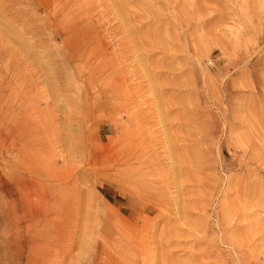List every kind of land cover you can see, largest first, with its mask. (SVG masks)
I'll list each match as a JSON object with an SVG mask.
<instances>
[{"label":"rangeland","instance_id":"1","mask_svg":"<svg viewBox=\"0 0 264 264\" xmlns=\"http://www.w3.org/2000/svg\"><path fill=\"white\" fill-rule=\"evenodd\" d=\"M48 1L0 0L4 212L28 221L15 181L27 206L51 184L79 204L55 222L69 231L53 264H264V0H77L80 31L62 19L66 0ZM86 52L117 59L141 113L119 100L84 105L91 86L74 77ZM147 110L162 164L140 177L160 183L151 194L129 174L93 170L123 171L139 155L133 131Z\"/></svg>","mask_w":264,"mask_h":264},{"label":"bare ground","instance_id":"2","mask_svg":"<svg viewBox=\"0 0 264 264\" xmlns=\"http://www.w3.org/2000/svg\"><path fill=\"white\" fill-rule=\"evenodd\" d=\"M48 1V0H47ZM51 1V0H50ZM85 1V0H84ZM49 2V1H48ZM91 2V1H90ZM114 2V0H113ZM119 2V1H118ZM130 2L132 3V1L130 0ZM16 3H18L16 1ZM63 4V9H67V13L65 16L62 17L63 20L69 22L71 21L76 27L80 26L79 30L83 29L84 27H86L87 24L82 23V19L85 18V15L82 13L81 9H76L74 7V5H76L78 2L77 0H66V2L62 1L61 4ZM117 3V2H116ZM125 3V2H124ZM130 4V3H129ZM141 4V3H140ZM51 6V5H50ZM61 5H57V9H60L62 7H60ZM81 6V5H80ZM117 6V5H116ZM126 7V6H125ZM91 8V7H90ZM142 8V7H141ZM84 9V8H82ZM116 9V8H115ZM119 9V7H118ZM121 9H123L121 7ZM120 9V11H121ZM92 10V9H91ZM117 10V9H116ZM118 11V10H117ZM147 11V10H146ZM152 11V10H151ZM56 12V11H55ZM64 12V11H63ZM84 12V11H83ZM105 12H107V10H105ZM49 13V12H48ZM124 13V12H123ZM129 13V12H128ZM127 13V14H128ZM132 13V12H130ZM135 13V12H134ZM133 13V15H134ZM154 14V13H152ZM60 15V14H59ZM97 15V14H96ZM95 15V17H96ZM116 15V14H114ZM123 16V14H121ZM131 15V14H130ZM86 16H88V14L86 13ZM126 16V15H125ZM129 16V15H128ZM159 16V15H158ZM157 16V18H158ZM48 17V15H47ZM132 17V16H131ZM135 17V16H134ZM154 17V16H152ZM152 17H150L152 19ZM56 18V17H55ZM99 18V17H98ZM105 18V17H104ZM100 19V18H99ZM156 19V18H155ZM154 19V20H155ZM54 20V19H53ZM87 20V18H86ZM96 20V19H95ZM119 20V18L117 19ZM122 20V19H120ZM124 20V19H123ZM126 20V19H125ZM124 20V21H125ZM57 21V20H56ZM153 21V20H152ZM50 22V20H49ZM55 22V21H54ZM103 22V21H102ZM155 22V21H154ZM127 23V22H126ZM54 24V23H53ZM71 24V23H70ZM128 24V23H127ZM137 27V26H136ZM139 27V26H138ZM157 28V27H156ZM154 28V29H156ZM73 29V28H72ZM96 29V28H95ZM103 29V27H102ZM132 29V28H131ZM153 29V30H154ZM88 30V29H87ZM90 30V29H89ZM73 31V30H72ZM157 31V30H156ZM163 31V30H162ZM161 31V32H162ZM91 32V30H90ZM94 32V30L92 31ZM99 32V31H98ZM130 32V31H129ZM165 32V31H164ZM88 33V32H87ZM86 33V34H87ZM71 33H67L66 35H70ZM85 34V33H84ZM100 34V33H99ZM98 34V35H99ZM106 34V33H104ZM103 34V35H104ZM157 34V33H156ZM155 34V35H156ZM63 35H65V33H63ZM65 35V36H66ZM92 35V33H91ZM102 35V36H103ZM153 35V34H152ZM57 36L61 35L58 33ZM83 36V35H82ZM85 36V35H84ZM78 37V36H77ZM97 37V35H96ZM99 37V36H98ZM151 37V36H150ZM149 37V38H150ZM63 38V36H62ZM67 38V36H66ZM79 38V37H78ZM101 38V36H100ZM99 38V39H100ZM86 39V38H85ZM77 40V39H76ZM96 40V38H95ZM75 41V40H74ZM99 41V40H98ZM97 41V42H98ZM70 42V41H69ZM102 42V41H101ZM99 43V42H98ZM167 43V42H166ZM102 44V43H101ZM160 44V43H159ZM162 44V43H161ZM160 44V45H161ZM67 45V44H66ZM164 45V44H163ZM149 46V45H148ZM173 46V45H172ZM88 47V46H87ZM171 47V46H170ZM73 51V50H72ZM70 51V52H72ZM7 52V51H6ZM77 52V51H75ZM176 52V50H175ZM3 53V52H2ZM8 53V52H7ZM98 53V52H97ZM111 53V52H110ZM173 53V52H172ZM1 54V53H0ZM91 53H87L86 54H82V57H85V60L87 62V66L83 67V70L76 72V75L74 77L75 81H81L84 83H87L89 86H91L92 91L88 94H86L85 98H84V105L87 106V108H90L91 106L94 107L96 105H98L99 103H103L106 101H111V100H119L121 101V103L124 104V106L128 109V110H134L137 109L135 111L136 114L141 113L139 111V104H137V102L135 100H132V97L134 94H138V89L136 88L137 86H135V88L130 89L129 85L127 84L128 82V77L126 72L123 69H115L114 65H115V60H117L116 58L113 59H107L105 53L102 54H93L92 56L90 55ZM120 54V53H119ZM7 55V54H6ZM68 55V54H67ZM66 55V56H67ZM77 56V54H76ZM120 56V55H119ZM81 57V58H82ZM122 57V56H121ZM70 62L71 65L75 66L77 63H79V60L77 57H75L74 55H71L70 57ZM119 58V57H118ZM80 59V58H79ZM124 60V59H123ZM69 61V60H68ZM125 61V60H124ZM177 61V60H176ZM81 62V61H80ZM85 63V62H84ZM118 63V62H117ZM95 65L96 68L92 69V66ZM166 65V64H165ZM166 68V67H165ZM183 73V72H182ZM184 74V73H183ZM182 74V75H183ZM159 75V74H158ZM153 77V76H152ZM184 77V76H183ZM182 77V78H183ZM154 78V77H153ZM135 79V78H134ZM133 79V80H134ZM155 79V78H154ZM139 80V79H138ZM137 81V80H136ZM134 82V81H133ZM138 85V84H137ZM139 86V85H138ZM156 90V89H154ZM159 92H163L167 93L169 90H172L168 87H164V86H160L157 89ZM173 91V90H172ZM162 97V95H159ZM82 102V101H81ZM163 104V103H162ZM125 109V108H124ZM88 110V109H87ZM166 113V112H165ZM137 116V115H136ZM144 116L147 117L146 122L144 124H142L140 121H138L136 124V130L133 131L135 134V138H136V143H134V145L136 147H134L138 152L139 155L132 157L131 159H129L128 161H131L130 164H128L126 166V168L123 171H119L117 169H119V167H121V165H117L116 167H114L113 165H111V163H105V166L101 169H97L94 168L93 170H95V172H98L101 174V172L103 171H114L119 172V176L121 175H125V174H129L131 176H133L132 180H123V178L121 180L123 181H131L132 183H134V181H143V183H146L144 180H141V175H143L145 173V170L149 169V168H157L159 169L160 166H162L161 161L159 160V158L157 157V153H155L154 151L151 150V144L154 143V138L151 137L152 133H149L150 127H151V123L150 120H152V112H150L149 110H147L144 113ZM151 116V118H150ZM133 120V119H132ZM84 125V124H83ZM180 125V124H179ZM178 124H174V122H172L170 124V126L173 127H180ZM80 126V125H79ZM120 127V126H119ZM131 127H129V130L131 131ZM134 129V128H133ZM13 131V130H12ZM16 131V130H14ZM23 131V130H21ZM8 132V131H7ZM24 132V131H23ZM149 133V135H148ZM126 134V133H125ZM200 134V133H199ZM202 134V133H201ZM8 135V133L6 134ZM10 136V135H9ZM13 136V135H12ZM117 137V136H116ZM128 137V135H127ZM50 138V137H49ZM49 138L47 137L46 140L48 141ZM124 140V137H121V141ZM126 139V138H125ZM14 140V138H13ZM13 140L10 141V143H13ZM4 142V141H3ZM92 142V141H91ZM8 143V141H7ZM46 143V142H45ZM44 143V144H45ZM93 143V142H92ZM106 143V142H105ZM182 143V140H181ZM3 144V143H2ZM43 144V145H44ZM11 145V144H9ZM13 145V144H12ZM11 145V146H12ZM5 146V145H4ZM10 146V147H11ZM47 146V145H46ZM94 146V144L92 145ZM106 145H103V147ZM14 147V146H13ZM17 147V146H16ZM20 147V146H19ZM43 147V146H40ZM5 148V147H3ZM94 147H92L91 149H93ZM104 149V148H103ZM184 149V148H183ZM42 150H44L42 148ZM47 150V149H45ZM44 150V151H45ZM5 151V150H4ZM3 151V152H4ZM156 151V150H155ZM56 154V153H55ZM106 154V153H105ZM29 157V156H28ZM36 157V156H35ZM131 157V156H130ZM30 158V157H29ZM96 158V157H95ZM50 159V158H49ZM106 160V159H105ZM104 160V161H105ZM192 160V159H191ZM193 161V160H192ZM18 163V162H17ZM20 163V162H19ZM193 163V162H192ZM198 163V162H197ZM42 162L39 164L41 165ZM126 164V161L125 163ZM18 165V164H17ZM38 165V164H36ZM50 165V164H49ZM194 165V164H193ZM26 166V164H25ZM103 166V165H102ZM197 166V165H196ZM22 167V166H21ZM38 167V166H37ZM40 167V166H39ZM38 167V168H39ZM194 168V167H193ZM28 170V169H27ZM50 170V169H49ZM101 170V171H99ZM52 171V170H51ZM48 172V173H51ZM162 171V169H161ZM93 172V171H91ZM162 173V172H161ZM95 174V173H94ZM99 174V175H100ZM104 175H106V173H103ZM54 175V174H53ZM52 175V176H53ZM49 176V175H48ZM93 176V174H92ZM26 177V176H24ZM28 178V177H27ZM54 178V177H53ZM38 179V178H37ZM56 179V178H54ZM96 179V178H95ZM155 179V177H154ZM2 180V179H1ZM115 180V179H114ZM120 180V181H121ZM117 181V180H116ZM119 181V180H118ZM122 181V182H123ZM147 181V180H146ZM153 181V180H152ZM2 181H0L1 183ZM47 182L49 183V180H47ZM53 182V181H51ZM158 182V181H157ZM156 180L155 182H147L146 184L140 185L142 184V182L138 185H135L137 188L139 187L140 189L143 188V191H148L149 190H154L156 188H160L159 186V182L157 183ZM124 184V183H123ZM128 184V183H126ZM5 185V184H4ZM15 191L16 194L21 202V205L24 207L25 210H27L29 213L28 218L26 217V215H24L23 217L26 218L25 225H23L20 222L19 217H16V215L13 217L11 215H7V213L4 212V200L5 198L7 199V195L2 191H1V195H0V228L2 229L3 234H0V264H53L55 258H57L58 255V247H61L59 242L61 238H63V236H65L64 233H66V231L68 230V226L67 225H63L62 229H55V222L57 221V218L59 219L61 217L62 214H67L68 212H70L71 209L75 208V206L78 207V205H75V203L71 201H62L61 199H57V195H60L59 189L57 188V185L55 184H51L50 188L48 189V191H50L48 194H34L35 195V203L32 205L27 206V199H25V188H26V182L25 181H15ZM29 185H31L32 187L35 188V191L38 192V189H41V185L37 184L34 181L29 182ZM126 187V185H124ZM129 186V184L127 185V187ZM74 187V186H73ZM132 187V186H131ZM131 187H128L129 189H132ZM71 188V187H70ZM135 188V191L136 189ZM138 188V189H139ZM161 188L163 189V186H161ZM137 189V191H138ZM134 191V188L132 189ZM131 190V191H132ZM157 190V189H156ZM160 190V189H159ZM40 191V190H39ZM130 191V190H129ZM130 191V194L133 192ZM134 191V193H135ZM136 191V193H137ZM140 191V190H139ZM138 191V192H139ZM71 192V191H70ZM34 193V192H33ZM32 193V195H33ZM72 193V192H71ZM140 193V192H139ZM8 194V193H7ZM31 194V193H30ZM29 194V195H30ZM144 194V193H143ZM148 194V193H147ZM145 194V196L147 195ZM151 194V192H150ZM150 194H148L149 196H147L146 198L149 197ZM38 195V196H37ZM138 195V194H137ZM153 195V194H152ZM28 196V195H27ZM136 196V195H135ZM134 196V197H135ZM143 196V195H142ZM139 195L138 199L144 198ZM141 197V198H140ZM30 198V196H29ZM28 198V199H29ZM60 198V196H59ZM62 198H64V195H62ZM9 199V196H8ZM18 200V201H19ZM68 200V199H66ZM147 200V199H146ZM8 201V200H7ZM6 201V202H7ZM75 201V199H74ZM142 201V199H141ZM145 201V200H144ZM142 201V202H144ZM14 202V201H13ZM12 202V203H13ZM17 202V201H16ZM65 202V203H64ZM76 202V201H75ZM147 202V201H146ZM11 203V202H10ZM15 203V202H14ZM77 203V202H76ZM79 203V202H78ZM140 203V202H139ZM17 204V203H16ZM132 204V203H131ZM144 204V203H143ZM19 205V204H18ZM6 207V206H5ZM10 208V206H9ZM13 208V207H12ZM19 208V207H18ZM8 209V207H7ZM6 209V211H7ZM11 209V208H10ZM15 209V207H14ZM16 210V209H15ZM11 211V210H10ZM9 211V212H10ZM72 211V210H71ZM14 212V211H13ZM26 212V211H25ZM139 214V213H137ZM144 216V215H143ZM37 217V218H36ZM115 217V216H114ZM140 217V215H139ZM66 220V219H65ZM69 221V220H68ZM112 221V220H111ZM144 221V220H142ZM110 222V221H109ZM65 223V222H64ZM128 225V224H127ZM134 225V224H133ZM61 226V225H60ZM61 228V227H60ZM69 231V230H68ZM52 233V234H51ZM68 233V232H67ZM110 238V237H109ZM115 238V237H114ZM111 239V238H110ZM63 240V239H62ZM106 240V238H105ZM108 240V239H107ZM127 241V240H126ZM108 242V241H107ZM129 242V241H128ZM119 243V242H117ZM131 243V242H130ZM120 244V243H119ZM129 244V243H128ZM126 245V244H125ZM130 245V244H129ZM127 246V245H126ZM129 247V246H128ZM66 251V249H65ZM59 252H61L59 250ZM71 252V251H69ZM64 253V252H63ZM68 253V252H67ZM64 255V254H63ZM69 255V253H68ZM66 257V256H65ZM59 259V258H57ZM63 259V258H62ZM61 261V260H60ZM59 262V261H57ZM55 262V263H57Z\"/></svg>","mask_w":264,"mask_h":264}]
</instances>
